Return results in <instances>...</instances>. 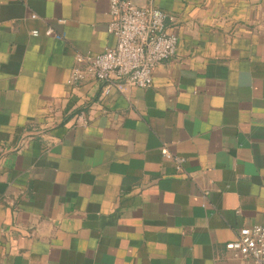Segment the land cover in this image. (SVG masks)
<instances>
[{"label":"crops","instance_id":"0c3cea01","mask_svg":"<svg viewBox=\"0 0 264 264\" xmlns=\"http://www.w3.org/2000/svg\"><path fill=\"white\" fill-rule=\"evenodd\" d=\"M128 1L176 52L104 94L67 82L109 0H0V264H253L225 245L264 227V0Z\"/></svg>","mask_w":264,"mask_h":264},{"label":"built area","instance_id":"2783aa9c","mask_svg":"<svg viewBox=\"0 0 264 264\" xmlns=\"http://www.w3.org/2000/svg\"><path fill=\"white\" fill-rule=\"evenodd\" d=\"M108 13L107 32L114 37L115 45L95 56H77V63L84 68L74 69L67 83L89 74L103 85L104 94H123L131 87L150 88L154 69L170 59L177 48V37L166 32L168 15L154 7H137L128 0H109ZM32 35L38 33L33 31ZM46 35L53 33L48 29ZM161 153L168 155L164 147ZM175 161L178 165L181 162ZM225 249L235 256L252 259L253 264H264V227L239 229Z\"/></svg>","mask_w":264,"mask_h":264}]
</instances>
